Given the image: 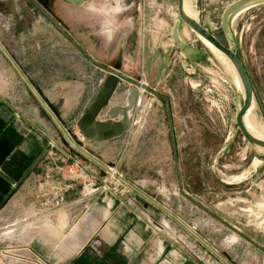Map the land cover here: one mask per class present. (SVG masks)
Here are the masks:
<instances>
[{
    "label": "crops",
    "instance_id": "1",
    "mask_svg": "<svg viewBox=\"0 0 264 264\" xmlns=\"http://www.w3.org/2000/svg\"><path fill=\"white\" fill-rule=\"evenodd\" d=\"M71 14L76 18L77 38L68 30L74 22L51 19L89 58L109 68L120 62L121 75L134 81L142 79L148 88L164 95L171 107L175 105L171 95L175 90L158 89L149 71L140 77L133 54L139 31L135 15L111 16L112 30L107 36L102 31L106 23L98 4L79 5ZM143 24L141 60L143 69L147 70L149 59L164 48L161 43L166 38V23L146 19ZM174 26L166 40L169 48L176 46L172 39ZM108 44L110 55L99 59L97 53L101 55L102 45ZM0 45L69 137L76 143L75 138L78 139L77 145L115 171L119 160L127 154L129 143L137 138L136 115L143 101L154 112L160 106L165 108L163 100L138 90V106L131 112L127 133L103 143L85 142L72 129L76 130V122L98 97L105 73L79 54L27 0H0ZM91 45H94L92 49ZM130 90L131 86L122 82L110 106L125 105ZM159 120L161 117L155 115L151 124ZM144 124L141 123L142 134ZM164 134L159 131V136ZM77 157L81 158L69 149L0 54V224L12 227L19 237V250L23 254L17 264H203L192 248L189 255L177 238L165 231L167 223L158 217L159 210L123 188L116 179L109 180V190L82 199V182L66 172L72 161L81 162ZM82 166L96 178L108 176L92 163ZM174 168L178 183L176 163ZM118 186L123 188L119 192ZM27 224L30 226L23 229Z\"/></svg>",
    "mask_w": 264,
    "mask_h": 264
},
{
    "label": "rangeland",
    "instance_id": "2",
    "mask_svg": "<svg viewBox=\"0 0 264 264\" xmlns=\"http://www.w3.org/2000/svg\"><path fill=\"white\" fill-rule=\"evenodd\" d=\"M35 1L54 20L74 22L68 30L77 38L76 18H72L71 13L76 12L78 6H66L61 0ZM235 1L191 0V3L197 22L240 60L253 94L250 117L264 127V0L247 4L231 14L228 31L224 32L221 28L223 13ZM86 3L101 7L103 23H106L102 31L107 36L112 30L109 27L111 16L135 15L139 31L133 54L140 77L149 71L158 89L175 90L171 93L175 105L171 107L167 99L175 150L166 106H160V110L154 112L150 104L143 101L136 115L137 138L129 143L127 154L117 163V175L139 186L233 263L264 264V253L241 236L264 249V151L248 144L236 127L235 117L243 97L229 69L180 22L176 0H88ZM146 19L164 21L166 38L161 43L165 51L159 49L160 54L149 59L150 67L144 70L141 59L145 35L143 21ZM173 25H177L182 48L176 44L173 48L166 46ZM109 46L102 45L101 55L97 53L99 59L110 55ZM93 47L91 45V49ZM184 48L196 50L197 54L190 55ZM179 79L180 83L177 82ZM139 82L146 85L142 79ZM155 115L161 120L151 124ZM142 122H145L143 134L140 132ZM159 131H163L164 136H159ZM75 140L76 144L80 143ZM81 158L77 157V160L82 165L90 163ZM175 163L178 164L183 194L179 192ZM121 187H117L118 192L123 189ZM187 197L240 235L195 206ZM157 215L160 220H165V231L177 238L185 252L190 255L192 248L201 263L221 264L178 224L160 212ZM8 228L12 230V227ZM8 228L0 224V264H14L11 260L20 263L23 252L19 250V237L4 235Z\"/></svg>",
    "mask_w": 264,
    "mask_h": 264
},
{
    "label": "water",
    "instance_id": "3",
    "mask_svg": "<svg viewBox=\"0 0 264 264\" xmlns=\"http://www.w3.org/2000/svg\"><path fill=\"white\" fill-rule=\"evenodd\" d=\"M55 29H57L61 35L76 49V51L81 54L91 65L95 66L96 68L102 70L105 73V78L103 81V85L101 88V91L98 95V97L95 99V101L91 104V106L80 116L78 121L75 124V128L78 132V134L81 136L82 140L88 143H103L110 140H113L115 138H118L125 133H127L130 130L131 125V112L134 110L137 99H138V90H141L143 92L149 93L150 95L161 99L165 102L166 111L168 118L169 116V106H168V100L164 95H161L154 90L149 89L146 85L139 81H134L131 79H128L121 75L119 73L120 70V62L117 63L114 67H104L95 61H93L91 58H89L84 51L51 19L47 13H45L33 0H27ZM67 5L72 6H79L85 4L88 0H61ZM258 0H237L233 4L227 7V9L224 11L222 19H221V28L222 31L227 32L228 31V25H229V17L231 14L236 12L237 10L241 9L247 4H250L252 2H255ZM183 2L184 0H176V10H177V16L180 22L187 26L198 38L206 41L208 44H210L216 51H218L220 54H222L231 64L233 67L237 78L239 80V83L242 88V106L240 107L236 117H235V124L239 132L241 133L243 139L250 144L251 146H254L256 148H261L264 150V141L257 140L253 138L245 129V126L243 124V117L246 114L247 110L251 106L253 94L252 89L249 83V80L247 78V75L243 69V66L238 59V57L235 55L233 51H231L228 47L221 44L211 33H209L205 28H203L197 21L187 17L183 11ZM172 39L174 43L182 48L183 42L180 40L178 33H177V25H175L172 29ZM184 52L195 55L197 54L196 50L190 49V48H184ZM0 54L3 56V58L8 62L10 67L13 69V71L16 73V75L19 77V79L22 81V83L26 86V88L29 90V92L32 94V96L35 98L41 109L44 111V113L47 115V117L50 119V121L53 123L57 131L59 132L60 136L62 137L63 141L66 143V145L73 150L77 155L81 156L88 162L92 163L102 171H104L106 174H110L112 172L110 167L105 166L100 161H98L96 158H94L92 155H90L88 152H86L83 148H81L79 145H77L67 134V132L63 129L61 124L58 122L56 117L53 115V113L48 109V107L45 105V103L41 100L39 95L33 90V88L29 85V83L26 81L24 76L21 74L17 66L14 64L12 59L9 57V55L5 52V50L0 45ZM127 83L131 86V90L127 95L125 105L123 106H110L111 100L117 91L118 86L122 83ZM101 117H104L105 119H101ZM169 128H170V135L172 139V147L174 149V142H173V134L171 131V123L169 118ZM176 169L178 173V183L179 181V171L176 163ZM112 177L116 179L122 186H124L126 189L130 190L132 193L137 195L139 198L144 200L149 205L153 206L155 209L159 210L161 213H163L165 216H167L169 219L174 221L176 224H178L184 231H186L194 240H196L202 247H204L211 255H213L221 264H231L229 263L223 256H221L217 250H215L209 243H207L203 238H201L190 226L185 224L180 218H178L176 215H174L171 211H169L167 208H165L160 203L156 202L154 199L146 195L144 192H142L139 188H137L135 185L125 181L123 178H121L117 174H113ZM180 190V188H179ZM181 192V190H180ZM182 193V192H181ZM186 196V195H184ZM189 201H191L195 206L201 208L203 211L211 215L212 217L216 218L218 221H220L222 224L226 225L222 220L212 215L209 211L204 209L201 205H199L196 201H194L191 198H188ZM229 229L240 235V233L235 230L233 227L226 225ZM247 242L254 247H256L258 250L264 253V249L254 243L253 241L247 239L245 236L241 235Z\"/></svg>",
    "mask_w": 264,
    "mask_h": 264
},
{
    "label": "bare ground",
    "instance_id": "4",
    "mask_svg": "<svg viewBox=\"0 0 264 264\" xmlns=\"http://www.w3.org/2000/svg\"><path fill=\"white\" fill-rule=\"evenodd\" d=\"M183 11L185 13V15L195 21H197V18H196V14L194 12V9H193V4L191 3V0H184L183 2ZM197 39L208 49L210 50V52L214 53L225 65L226 67L229 69V71L231 72V74L233 75L234 77V81H235V84L238 88V91L242 94V88H241V85L239 83V80L237 78V75L233 69V67L231 66V64L229 63V61L222 55L220 54L218 51H216L210 44H208L206 41L200 39L197 37ZM253 106H254V103H253V100L251 102V106L250 108L247 110L246 114L244 115L243 117V124L245 126V129L247 130V132L255 139L257 140H260V141H264V127L257 124L255 122V120L253 118L250 117L251 115V112H252V109H253ZM256 119V118H255ZM81 138V136H80ZM82 139V138H81ZM261 151H264L262 150L261 148H259ZM112 172L109 174L110 178H113L112 175L115 173L116 174V171L114 169H112ZM124 188V187H123ZM36 219V218H35ZM38 220V219H37ZM62 220V219H61ZM60 220V221H61ZM24 221V220H23ZM27 221V220H26ZM25 221V222H26ZM28 223V222H27ZM24 224V223H23ZM34 224V223H33ZM41 223H39L40 225ZM21 226V225H20ZM30 225L27 224L26 226H24L23 229H26L27 227H29ZM22 227V226H21ZM19 232V231H18ZM10 234L12 237H14L15 233L13 232V230L9 229V231H7L4 235H8ZM17 234V233H16ZM19 235V234H18ZM15 237L18 238V236L15 235ZM12 263L16 264L18 261L17 260H11Z\"/></svg>",
    "mask_w": 264,
    "mask_h": 264
},
{
    "label": "built area",
    "instance_id": "5",
    "mask_svg": "<svg viewBox=\"0 0 264 264\" xmlns=\"http://www.w3.org/2000/svg\"><path fill=\"white\" fill-rule=\"evenodd\" d=\"M136 106H138V100ZM67 172L71 177H74L75 179H78L82 182L81 184L82 199L89 198L93 196L95 193L107 191L110 189L109 180L111 178L109 174L108 176L105 177L96 178L95 176L86 173L84 167L78 161H74L72 165L67 167Z\"/></svg>",
    "mask_w": 264,
    "mask_h": 264
}]
</instances>
